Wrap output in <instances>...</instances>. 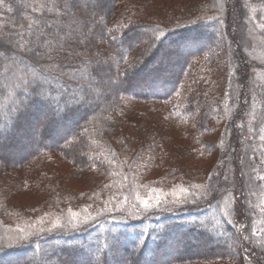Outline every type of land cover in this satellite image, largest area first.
I'll return each instance as SVG.
<instances>
[{"label": "trees", "instance_id": "16d2710c", "mask_svg": "<svg viewBox=\"0 0 264 264\" xmlns=\"http://www.w3.org/2000/svg\"><path fill=\"white\" fill-rule=\"evenodd\" d=\"M263 12L10 3L0 264H264Z\"/></svg>", "mask_w": 264, "mask_h": 264}, {"label": "rangeland", "instance_id": "374dc122", "mask_svg": "<svg viewBox=\"0 0 264 264\" xmlns=\"http://www.w3.org/2000/svg\"><path fill=\"white\" fill-rule=\"evenodd\" d=\"M15 0H0V33H2V32H4V31H6L8 28H9V25L7 24V22H8V17H9V5H10V3H13ZM257 10V8H256V6H253L252 7V9H251V11L254 13L255 11ZM166 15H170V12H167V14ZM263 20H264V12H263ZM185 93L186 92H184L183 93V95H185ZM180 96L182 95V94H179ZM178 95V96H179ZM179 96V97H180ZM177 98V97H176ZM177 105H178V100L177 101H175V102H171V104H170V109L172 108V106L173 107H177ZM172 115H174V113L172 114ZM173 120H172V127H173V132L174 133H178V127H176V125L177 124H179L177 121H176V119H175V117L173 116ZM183 125V130L181 131V134H183V132H185V128L187 127V125L189 126V122H186V123H183L182 124ZM219 131V129L218 130H216V132H218ZM185 134H187L186 132L184 133V135ZM185 136H187V135H185ZM214 138H216V137H214ZM213 138V139H214ZM215 140V139H214Z\"/></svg>", "mask_w": 264, "mask_h": 264}]
</instances>
